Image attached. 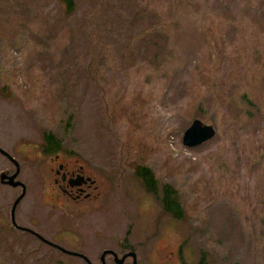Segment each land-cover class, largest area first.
<instances>
[{
  "label": "rangeland",
  "instance_id": "1",
  "mask_svg": "<svg viewBox=\"0 0 264 264\" xmlns=\"http://www.w3.org/2000/svg\"><path fill=\"white\" fill-rule=\"evenodd\" d=\"M187 2L76 0L67 17L56 0H0V148L15 161L0 154V172L24 185L0 183V264H88L79 253L100 264L103 251L132 248L124 264H264V0ZM195 118L217 134L187 149ZM48 133L110 179L96 212L47 210ZM137 167L150 169L158 198ZM167 186L179 220L159 205ZM23 192L16 223L52 247L12 227Z\"/></svg>",
  "mask_w": 264,
  "mask_h": 264
},
{
  "label": "flooded vegetation",
  "instance_id": "2",
  "mask_svg": "<svg viewBox=\"0 0 264 264\" xmlns=\"http://www.w3.org/2000/svg\"><path fill=\"white\" fill-rule=\"evenodd\" d=\"M49 147L44 146L43 154H42V156H44L45 158L44 161L48 165L50 161L54 165L53 167L50 168V172L52 173L53 176L51 178L52 187H50V193H49L50 198L48 199L52 205H48L46 202H44V204L49 207L47 208V210L49 212H52L53 215H55L54 217L60 216L62 218H63L62 215H66L71 218H74L76 215H78L81 218L82 216H87L88 211L86 208H83L87 205L89 206L92 212H96L98 199H101L103 197L104 192L110 191V187H109L111 184L110 179L105 177V182L103 183V181L98 180L95 171L88 170L86 166L80 163V161L77 158L70 157V155L68 154H61L60 152H58L59 150L54 153L49 152L50 151ZM37 160L38 158H36L35 161ZM18 177L19 175L17 176V178ZM21 193H22V189H21ZM26 193L24 194V196L26 195ZM24 196L22 197V199L24 198ZM54 205L59 206L61 210H59L57 207H54ZM105 214L108 215V212ZM78 221L80 220L74 222V225L77 228L79 227ZM98 224H102V223H98ZM11 225L15 230L19 231L20 233L31 236L32 238L37 239L38 241L44 244H47V246L49 245L50 247H52L51 242L47 241L36 230L27 226H20L17 223H16L17 225L16 227L12 221H11ZM104 225H108V224H104ZM82 239L83 241L91 245L89 240L87 239L85 240L84 237H82ZM60 251L62 252V254H64L62 250ZM105 251H109V250H105ZM121 252H123L121 258L125 257L128 254H131L129 252L134 253L132 248L131 251L118 249V251L115 252L116 254L115 253L114 254L117 256V254ZM103 253L104 251L101 253V255ZM101 255L99 256L100 264H101V260H100ZM107 256H110L113 259L112 255L108 254Z\"/></svg>",
  "mask_w": 264,
  "mask_h": 264
},
{
  "label": "trees",
  "instance_id": "3",
  "mask_svg": "<svg viewBox=\"0 0 264 264\" xmlns=\"http://www.w3.org/2000/svg\"><path fill=\"white\" fill-rule=\"evenodd\" d=\"M58 5H60L62 8L63 13L67 16H73L75 9H76V0H56ZM186 4H189L187 0H184ZM138 16L142 17V13L138 12ZM217 51L219 53H222V49L218 48ZM224 55V54H223ZM207 84V81H206ZM228 96L224 94H214L210 100L214 104L218 102H222L227 104ZM241 100L243 103H245L247 106H249L251 109L258 108L255 104L254 100H252L246 93H243L241 96ZM206 100L204 97H201V99L198 101V107H199V114H201V110L203 109V106L205 105ZM196 104V101L194 102ZM43 140L45 142L44 146H50L49 152H56L60 148V142L54 137V135L48 133L43 135ZM134 173L137 175L138 178H140L145 187L146 191L154 196H157V186L156 181L154 178V175L147 167H137L134 171ZM162 198L159 200V205L164 213L169 214L172 218L179 220L182 218L184 214V210L181 207V204L178 201V193L176 190L170 188V187H164L160 190ZM177 195V196H176ZM199 264H205V260H200Z\"/></svg>",
  "mask_w": 264,
  "mask_h": 264
},
{
  "label": "water",
  "instance_id": "4",
  "mask_svg": "<svg viewBox=\"0 0 264 264\" xmlns=\"http://www.w3.org/2000/svg\"><path fill=\"white\" fill-rule=\"evenodd\" d=\"M215 134H216L215 129L211 125H206L202 121L195 119L191 122L190 126L184 131L183 136H182V145L188 149H193L213 139L215 137ZM0 154L7 157L10 161L15 163V161L13 159H10L9 155L6 152H4L1 148H0ZM16 176L17 174L8 176L5 173H1L0 182L3 184L9 185L13 188L23 187V185L20 182L15 181ZM23 195H24V192L22 195L18 197V199L13 204V209L11 212V220L15 226H16L15 219H14L15 207L17 206L19 201L22 199ZM21 230H24V229H21ZM106 254L108 253H103L100 258L102 261V264H105L104 257ZM109 254L113 255V259L116 264H123L125 259L129 257V256H125V257H122L121 259H118V257L113 252H110ZM130 256L133 258V260H135L134 254H131ZM82 258L85 261H87L88 264H91L87 258L85 257H82Z\"/></svg>",
  "mask_w": 264,
  "mask_h": 264
}]
</instances>
